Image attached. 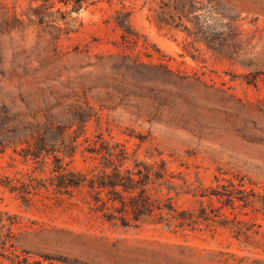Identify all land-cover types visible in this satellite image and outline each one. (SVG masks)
I'll list each match as a JSON object with an SVG mask.
<instances>
[{"label":"rangeland","instance_id":"rangeland-1","mask_svg":"<svg viewBox=\"0 0 264 264\" xmlns=\"http://www.w3.org/2000/svg\"><path fill=\"white\" fill-rule=\"evenodd\" d=\"M230 1L244 28L260 29L234 61L192 58L182 35L158 31L139 4L130 18L138 44L122 53L121 31L106 24L120 8L115 0L72 13L75 32L58 40L29 23L37 4L0 0V103L16 116L10 125L66 119L90 106L100 120L87 123L86 136L109 134L129 149L143 140L138 158L167 162L183 185L174 205L189 214L177 231L146 223L115 229L75 198L54 204L32 196L24 205L3 186L30 164L7 148L0 153V264H264V0ZM70 167L87 165L77 154ZM229 181L247 188L233 206Z\"/></svg>","mask_w":264,"mask_h":264},{"label":"trees","instance_id":"trees-1","mask_svg":"<svg viewBox=\"0 0 264 264\" xmlns=\"http://www.w3.org/2000/svg\"><path fill=\"white\" fill-rule=\"evenodd\" d=\"M25 1L37 4L30 9L36 20L29 19V23L52 29L54 40H58L61 35L75 32L70 26L72 13L99 1L111 5L114 0ZM115 1L120 8L113 11L111 22L106 24L112 23L114 29L121 31L122 43L116 47L122 53L130 49L129 45L138 44L130 25L137 4L140 11L147 10V21L158 31L180 33L181 49L192 58L209 54L234 61L252 47L260 32L255 23L243 27L242 13L230 0ZM16 23L22 27V21ZM142 47L147 50L145 44ZM93 117L100 120L99 114L87 106L86 111L75 110L69 118L45 115L43 124L21 129L10 125L16 116H9L7 106L0 103V153L12 148L23 162L30 164L19 172V178H5L9 184L3 187L27 206L32 196L54 204L75 198L86 205L88 214L115 229L138 228L145 223L163 225L170 231L183 229L189 214L178 211L173 202L183 185L175 181L176 175L169 171L167 162L154 160L152 154L149 161L139 159L137 151L143 140L129 149L128 141H113L109 134L108 139L102 132L86 136V125ZM77 154L87 165L84 170L70 167ZM228 183L227 201L233 206L236 201H243L238 194H245L247 188L241 181Z\"/></svg>","mask_w":264,"mask_h":264}]
</instances>
